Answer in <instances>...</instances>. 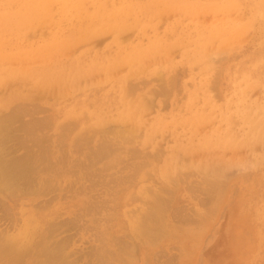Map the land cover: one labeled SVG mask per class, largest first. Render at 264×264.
<instances>
[{"label": "rangeland", "instance_id": "1", "mask_svg": "<svg viewBox=\"0 0 264 264\" xmlns=\"http://www.w3.org/2000/svg\"><path fill=\"white\" fill-rule=\"evenodd\" d=\"M263 23L264 0H0V158L39 169L0 187V264H264Z\"/></svg>", "mask_w": 264, "mask_h": 264}, {"label": "bare ground", "instance_id": "2", "mask_svg": "<svg viewBox=\"0 0 264 264\" xmlns=\"http://www.w3.org/2000/svg\"><path fill=\"white\" fill-rule=\"evenodd\" d=\"M57 1V0H56ZM72 1V0H71ZM23 2V1H22ZM25 2V1H24ZM23 2V3H24ZM114 2V1H113ZM116 2V1H115ZM194 2V1H193ZM67 3V2H66ZM53 4V3H52ZM126 4V3H125ZM120 5V4H119ZM143 5V4H142ZM141 5V6H142ZM198 5V4H197ZM197 5H193V6H197ZM18 6V5H17ZM31 6V5H30ZM57 6V5H56ZM68 6V5H67ZM81 6V5H80ZM112 6V5H111ZM218 6V5H217ZM233 6V5H232ZM35 7V6H34ZM84 7H85V5H84ZM83 7V8H84ZM124 7V6H123ZM29 8H31V7H29ZM82 8V9H83ZM122 8V7H121ZM129 8H130V6H129ZM142 8V7H141ZM140 8V9H141ZM198 8V7H197ZM212 8V7H211ZM216 8H218V7H216ZM223 8V7H222ZM25 9V8H24ZM127 9V8H126ZM214 9V8H213ZM76 10H77V8H76ZM123 10V9H122ZM215 10V9H214ZM52 11V10H51ZM57 11V10H56ZM79 11V10H78ZM128 11V10H127ZM126 11V12H127ZM35 12V11H34ZM60 12V11H59ZM107 12V11H106ZM125 12V13H126ZM213 12V11H212ZM93 13V12H92ZM100 12H98V14H99ZM110 13V12H109ZM129 13V12H128ZM215 13H217V12H215ZM94 14V13H93ZM112 14H113V12H112ZM116 14V13H115ZM222 14H224V13H222ZM4 15V14H3ZM89 15V14H88ZM92 15V14H91ZM104 15H105V12H104ZM127 15V14H126ZM124 16V15H123ZM128 16H129V14H128ZM128 16H124V17H128ZM103 17V16H102ZM109 17V16H108ZM123 17V18H124ZM63 18V17H62ZM111 18V17H110ZM223 18V17H222ZM4 19V18H3ZM121 19V18H120ZM131 19V18H130ZM19 21H20V19H18ZM106 20V19H105ZM112 20H113V18H112ZM111 20V21H112ZM67 21V20H66ZM115 21V20H114ZM22 22V21H21ZM91 22V21H90ZM123 23L125 22L124 20L122 21ZM24 23V22H23ZM88 23V22H87ZM94 23V22H93ZM105 24V23H104ZM264 24V23H263ZM8 25V24H7ZM70 25V24H69ZM93 25V24H92ZM39 26V25H38ZM82 26V25H81ZM89 26V25H88ZM124 26V25H123ZM132 26V25H131ZM97 27V26H96ZM96 27H94V28H96ZM85 28V27H84ZM89 28V27H88ZM124 28V27H123ZM1 29V28H0ZM86 29V31H87V28H85ZM90 29V28H89ZM92 29V28H91ZM44 30V29H43ZM71 31V30H70ZM89 32V31H88ZM52 33V32H51ZM72 36V35H71ZM116 37V36H115ZM56 38V37H55ZM118 41V40H117ZM116 43H118V42H115V44ZM6 44H8V43H6ZM118 45V44H117ZM24 46V45H23ZM15 47V46H14ZM135 51V50H134ZM137 52V51H136ZM133 53V52H132ZM200 54V53H199ZM134 55V54H133ZM56 56V55H55ZM111 56V55H110ZM193 56V55H192ZM137 57V56H136ZM49 58V57H48ZM60 58V57H59ZM58 58V59H59ZM101 58V57H100ZM104 58V57H103ZM138 59V58H137ZM84 60H86V58L84 59ZM97 60V59H96ZM120 60V59H119ZM63 61V60H62ZM1 62H3V60L1 61ZM95 62V61H94ZM101 62V61H100ZM110 62V61H109ZM114 62V61H113ZM124 62V61H123ZM7 63V62H6ZM60 63V62H59ZM142 63V62H141ZM33 64V63H32ZM42 64V63H41ZM126 64V63H125ZM27 66V65H26ZM37 66V65H36ZM101 66V65H100ZM53 67V66H52ZM74 67V66H73ZM43 68V67H42ZM46 68V67H45ZM72 68V67H71ZM88 68H89V66H88ZM66 69V68H65ZM98 70V69H97ZM102 70V69H101ZM102 71H105V70H102ZM102 73H104V72H102ZM123 75H125V74H123ZM17 81V80H16ZM29 83V82H28ZM7 84V83H6ZM5 86V85H4ZM76 88V87H75ZM80 88V87H79ZM242 90V89H241ZM81 93V92H80ZM80 93H78V94H80ZM13 95V94H12ZM7 98V97H6ZM12 98V97H11ZM49 98V97H48ZM65 98V97H64ZM10 100V99H9ZM73 100V99H72ZM89 100V99H88ZM28 104V103H27ZM21 105V104H20ZM29 106H30V104H28ZM95 105V104H94ZM26 106V105H25ZM91 106V105H90ZM191 106V105H190ZM13 107V106H12ZM35 107V106H34ZM37 107V106H36ZM35 107V108H36ZM21 108V107H20ZM19 108V109H20ZM26 108H27V111L28 110H31V109H28V107L26 106ZM25 107H24V110L26 109ZM16 109H18V106H17V108ZM44 109V108H43ZM22 110V109H21ZM20 110V111H21ZM34 110V108L32 109V111ZM38 110V109H37ZM41 109H39V111H40ZM13 111L15 112L16 110H14L13 109ZM18 111V110H17ZM44 111V110H43ZM125 111V110H124ZM19 112V111H18ZM22 112V111H21ZM24 112H26V110L25 111H23V113ZM29 112V111H28ZM37 112V111H36ZM41 112V111H40ZM20 113V112H19ZM96 113V112H95ZM100 113H102V112H100ZM24 114H26V113H24ZM97 114V113H96ZM105 114V113H104ZM30 115V114H29ZM95 115V114H94ZM95 116H97V115H95ZM100 116V115H99ZM136 116H137V114H136ZM169 116V115H168ZM196 116V115H195ZM3 117V116H2ZM6 117V116H5ZM45 117V116H44ZM123 117V116H122ZM155 117V116H154ZM184 117V116H183ZM194 117V116H193ZM231 117V116H230ZM42 118V117H41ZM94 118V117H93ZM3 119V118H2ZM34 119V118H33ZM32 119V120H33ZM118 119H119V117H118ZM135 119V118H134ZM133 119V120H134ZM192 119V118H191ZM31 120V121H32ZM36 122H39V120L37 121L36 120V118L34 119ZM185 120V119H184ZM42 121H44L43 119H42ZM194 121V120H193ZM24 122V121H23ZM33 122V121H32ZM41 122V121H40ZM47 122V121H46ZM191 122V121H190ZM24 123H26V122H24ZM201 123V122H200ZM28 125L29 124H31L30 122H28L27 123ZM65 124V123H64ZM158 124V123H157ZM160 124V123H159ZM191 124V123H190ZM23 125V124H22ZM27 125V126H28ZM72 125V124H71ZM30 126H32V124L30 125ZM61 126V125H60ZM191 126V125H190ZM23 127H24V125H23ZM29 127V126H28ZM26 128V127H25ZM154 128V127H153ZM161 128H162V126H161ZM160 128V129H161ZM29 129H31V128H29ZM28 129V130H29ZM59 129H61V127L59 128ZM102 129V128H101ZM5 130H6V127L5 126H2V125H0V136L3 134L4 135V133H5ZM70 131V130H69ZM64 132V131H63ZM173 133H175V132H173ZM177 134V133H176ZM191 134H192V130H191ZM10 135V134H9ZM62 135V134H61ZM205 135V134H204ZM63 136V135H62ZM117 136V135H116ZM206 136H207V134H206ZM205 136V137H206ZM10 137V136H9ZM14 137V136H13ZM65 137V136H64ZM175 137V136H174ZM173 137V138H174ZM181 137V136H180ZM106 138H108L107 136H106ZM195 138V137H194ZM216 138V137H215ZM225 138V137H224ZM6 139V138H5ZM16 139V138H15ZM119 139H121V138H119ZM208 139V138H207ZM58 140V139H57ZM75 140H76V138H75ZM79 140V139H78ZM109 140V139H108ZM198 140V139H197ZM239 140V139H238ZM1 141H2V139H1ZM5 141V140H4ZM216 141V140H215ZM56 142H59V141H56ZM76 142V141H75ZM88 142V141H87ZM116 142V141H115ZM118 142V141H117ZM224 142V141H223ZM40 143V142H39ZM60 143V142H59ZM98 143V142H97ZM56 144V143H55ZM58 144V143H57ZM234 144H235V142H234ZM60 146V145H59ZM217 146V145H216ZM61 147V146H60ZM79 147V146H78ZM179 148V147H178ZM205 148V147H204ZM223 149H224V147H223ZM30 150V149H29ZM126 150V149H125ZM97 151V150H96ZM99 151V150H98ZM102 151V150H101ZM4 152H6V151H4ZM70 152V151H69ZM106 152V151H105ZM109 152V151H108ZM111 152V151H110ZM109 152V153H110ZM3 153V152H2ZM2 153H0V154H2ZM99 153H100V151H99ZM98 153V154H99ZM9 154V153H8ZM35 154V153H34ZM107 154V153H106ZM112 155V154H111ZM1 156V155H0ZM6 156V155H5ZM104 156V155H103ZM2 157V156H1ZM4 157V156H3ZM14 157V156H13ZM88 157V156H87ZM105 157V156H104ZM153 157H155V156H153ZM237 157V156H236ZM35 160V158H33V156H30V155H28V154H26V156H24V155H22V156H18V157H15V158H6V159H1L0 158V187H2V188H4L3 190H5V188H6V190L5 191H7V188H11V192H13V190H12V188H15V187H19V189L20 188H25L26 189V191H27V188L28 187H30V186H32V183L34 182V181H36V177L34 178V172L36 173V172H38L39 171V169L38 168H36V167H34V162L33 163H31V161L32 160ZM105 159V158H104ZM103 159V160H104ZM141 159V158H140ZM76 160V159H75ZM93 160H95V159H93ZM96 160H97V158H96ZM100 160V159H99ZM99 160H97L98 162H99ZM157 160V159H156ZM115 161V160H114ZM144 162V161H143ZM87 163H88V161H87ZM103 163V162H102ZM110 164V163H109ZM106 165V164H105ZM87 166V165H86ZM85 166V167H86ZM103 166V165H102ZM107 166V165H106ZM89 167V166H88ZM87 167V168H88ZM193 168V167H192ZM101 169V168H100ZM99 169V170H100ZM197 169V168H196ZM102 170V169H101ZM100 170V171H101ZM197 170H199V169H197ZM89 171V170H88ZM200 171V170H199ZM204 172V171H203ZM217 173V172H216ZM99 175V174H98ZM190 175V174H189ZM29 176H31V178L29 177ZM226 176V175H225ZM28 177L30 178V179H28ZM100 177V176H99ZM220 177V176H219ZM222 177H224V176H222ZM207 178V177H206ZM226 178V177H225ZM110 179V178H109ZM215 179V178H214ZM221 179V178H220ZM87 180V179H86ZM97 180V179H96ZM110 180H112V179H110ZM91 181V180H90ZM109 182V181H108ZM43 184V183H42ZM112 184V183H111ZM91 186V185H90ZM89 186V187H90ZM92 187V186H91ZM211 187H213V186H211ZM9 189H8V191L7 192H5L6 194L8 193L9 194ZM32 189V188H31ZM2 189L0 190V193H4V192H2L3 191ZM21 190V189H20ZM23 190V189H22ZM25 190H24V192H26ZM29 191V190H28ZM34 193V192H33ZM5 195V194H4ZM12 195H14V193L12 194ZM97 195V194H96ZM7 196V195H6ZM8 196H10V195H8ZM56 196V195H55ZM51 197V196H50ZM53 197V196H52ZM98 198V197H97ZM171 198V197H170ZM205 198V197H204ZM207 198V197H206ZM48 200H50V199H48ZM51 200H53V199H51ZM165 200V199H164ZM1 201V200H0ZM45 201V200H44ZM103 201V200H102ZM2 202H3V200H2ZM2 202L0 203V204H2ZM49 202V201H48ZM103 202H105L106 203V201H103ZM40 203V202H39ZM92 203V202H91ZM95 203V202H94ZM97 203V202H96ZM101 204V203H100ZM95 205V204H94ZM99 205V204H98ZM102 205V204H101ZM103 205H104V203H103ZM4 207H6V205L4 206ZM94 207V206H93ZM105 207V206H104ZM103 207V208H104ZM91 208V207H90ZM99 208H101V206L99 207ZM4 209V208H3ZM2 209V210H3ZM5 210H6V208H5ZM100 210V209H99ZM137 210V209H136ZM173 211V210H172ZM8 212V211H7ZM5 213V212H4ZM152 213H150V215H151ZM173 214H176V213H173ZM178 214V213H177ZM3 215V214H2ZM88 215V214H87ZM163 215V214H162ZM179 215V214H178ZM175 216V215H174ZM177 216V215H176ZM6 217V216H5ZM8 217V216H7ZM11 217V216H10ZM76 217H78V216H76ZM94 217V216H93ZM148 218V217H147ZM150 219L152 218V217H149ZM76 219V218H75ZM9 220H12V219H9ZM17 220V219H16ZM152 220V222H153V220L154 219H151ZM70 221V219L68 220V222ZM77 221V220H76ZM64 222H65V220H64ZM72 222H74V221H72ZM81 222H82V218H81ZM85 222V221H84ZM139 222V221H138ZM9 223H10V221H9ZM38 223V222H37ZM93 223V222H92ZM142 223V222H141ZM11 224H12V222H11ZM75 225V224H74ZM83 225V224H82ZM147 225V224H146ZM146 225H141L140 224V226H139V230L142 232L143 231V229L145 228H147L146 227ZM38 227V226H37ZM138 227V226H137ZM10 228V227H9ZM83 228V227H82ZM81 228V229H82ZM11 229V228H10ZM36 229V228H35ZM3 230V229H2ZM54 232V231H53ZM4 233V232H3ZM75 233H77V232H75ZM49 235V234H48ZM51 236V235H50ZM2 238V236L0 237V259H2V258H4V256H6V254H8V250L10 249V248H14L13 246V242L10 240H8L7 241V239L6 240H3V238ZM5 239V238H4ZM20 241V240H19ZM118 241V240H117ZM120 241V240H119ZM121 242V241H120ZM122 245H123V243H122ZM104 246V245H103ZM117 248H120V247H117ZM96 250V249H95ZM117 250V249H116ZM106 251V250H105ZM105 253V252H104ZM54 256V255H53ZM52 256V257H53ZM104 257V256H103Z\"/></svg>", "mask_w": 264, "mask_h": 264}]
</instances>
